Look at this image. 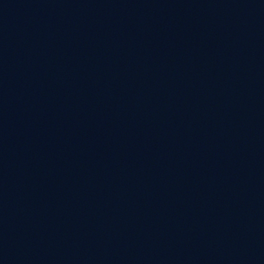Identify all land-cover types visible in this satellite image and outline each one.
Listing matches in <instances>:
<instances>
[{"label":"water","instance_id":"obj_1","mask_svg":"<svg viewBox=\"0 0 264 264\" xmlns=\"http://www.w3.org/2000/svg\"><path fill=\"white\" fill-rule=\"evenodd\" d=\"M0 264H264V0H0Z\"/></svg>","mask_w":264,"mask_h":264}]
</instances>
